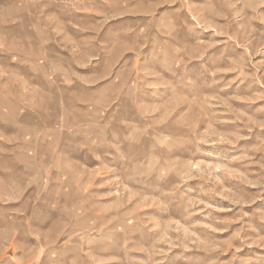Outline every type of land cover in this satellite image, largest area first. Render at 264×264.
Returning a JSON list of instances; mask_svg holds the SVG:
<instances>
[{
	"label": "rangeland",
	"instance_id": "1",
	"mask_svg": "<svg viewBox=\"0 0 264 264\" xmlns=\"http://www.w3.org/2000/svg\"><path fill=\"white\" fill-rule=\"evenodd\" d=\"M0 264H264V0H0Z\"/></svg>",
	"mask_w": 264,
	"mask_h": 264
}]
</instances>
